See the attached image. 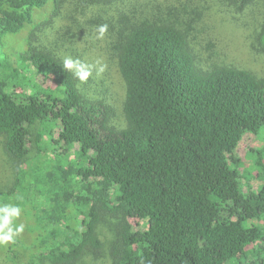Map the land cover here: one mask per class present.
Returning a JSON list of instances; mask_svg holds the SVG:
<instances>
[{"label":"trees","instance_id":"obj_1","mask_svg":"<svg viewBox=\"0 0 264 264\" xmlns=\"http://www.w3.org/2000/svg\"><path fill=\"white\" fill-rule=\"evenodd\" d=\"M124 1L0 0V136L15 173L0 205L19 206L14 223L25 226L0 245V264H91L104 217L111 264H264V148L246 152L256 188L242 184L236 152L264 132V75L199 66L186 30L195 19H185L207 0L168 18ZM215 1L258 12L250 49L264 57V0ZM101 24L123 88L116 120L89 81L63 69ZM46 25L44 39L34 35Z\"/></svg>","mask_w":264,"mask_h":264},{"label":"rangeland","instance_id":"obj_2","mask_svg":"<svg viewBox=\"0 0 264 264\" xmlns=\"http://www.w3.org/2000/svg\"><path fill=\"white\" fill-rule=\"evenodd\" d=\"M141 11L140 17H143L155 5H159L165 9L163 16H166L167 9L174 7H187L190 11L192 7L199 5L198 0H125L124 3L134 2ZM208 4L203 5L204 10L199 11L201 16H194L192 14L188 19H195L186 24V30L189 38V43L192 47L198 64L200 67H208L210 65L224 64L231 65L238 68H243L261 76L264 75V57L257 54L250 49L251 41L256 36L255 28L258 25L254 18L260 20V16L253 8H247L243 13H236L232 7L223 5L218 1L207 0ZM175 12V19L179 16ZM46 11L37 12L35 15L36 21H42ZM91 13L88 12L89 18ZM169 18H174L169 15ZM107 19V17L103 18ZM60 24V23H55ZM45 28L39 27L34 31V35L42 39L43 30ZM55 27V26H54ZM53 27V28H54ZM189 27H191L189 29ZM52 29L51 27L48 28ZM27 31L22 32L15 38L9 41L8 48L13 53L21 51V42L25 39ZM105 42L97 39V31L90 30L86 32L77 44L78 51L83 52L81 59L89 64H96L100 61L106 65L105 71L99 76L93 71L92 77L89 78V83L92 86V91L95 96L104 98L107 102L112 104L114 108L115 120L120 117V105L123 96L122 82L114 65L109 62L105 56L103 49ZM35 131V128L32 129ZM264 148V132L248 134L243 137L237 147V155L241 159V166L239 168L242 176V184L245 186L247 181L250 185L256 188L260 183L252 179L254 173L250 170V161L246 158V152L250 148ZM15 179L13 172L12 160L6 155L4 151V138L0 136V189L9 187ZM259 222L255 221L254 224ZM261 224L264 225V222ZM98 234L103 242V251L91 264H111L110 249L115 243V235L113 232L112 220L104 217L99 224ZM264 247V243L263 246ZM264 255V254H263ZM257 258L256 254L252 255V259ZM87 263V261H86Z\"/></svg>","mask_w":264,"mask_h":264},{"label":"clouds","instance_id":"obj_3","mask_svg":"<svg viewBox=\"0 0 264 264\" xmlns=\"http://www.w3.org/2000/svg\"><path fill=\"white\" fill-rule=\"evenodd\" d=\"M97 39H104L108 32V25L101 24L97 26ZM106 65L97 61L96 64H89L80 59H73L66 56L63 59V69L71 72L80 82L86 83L95 71L99 76L105 71ZM22 209L13 204L0 205V245H6L14 242L15 238L24 231V224H15L14 221L20 218Z\"/></svg>","mask_w":264,"mask_h":264}]
</instances>
